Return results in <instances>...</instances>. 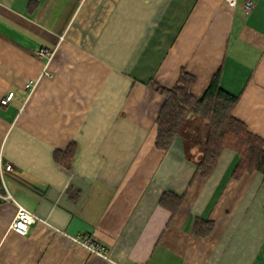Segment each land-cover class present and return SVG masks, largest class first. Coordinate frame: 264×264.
<instances>
[{"label": "crops", "instance_id": "crops-1", "mask_svg": "<svg viewBox=\"0 0 264 264\" xmlns=\"http://www.w3.org/2000/svg\"><path fill=\"white\" fill-rule=\"evenodd\" d=\"M245 1L0 0V191L46 221L19 235L0 198V264H264L263 174L236 177L231 149L197 174L201 118L158 148L165 97L149 84L186 71L201 98L219 74L264 141V0ZM72 142L68 169L54 151ZM89 237L108 257L75 240Z\"/></svg>", "mask_w": 264, "mask_h": 264}, {"label": "trees", "instance_id": "trees-1", "mask_svg": "<svg viewBox=\"0 0 264 264\" xmlns=\"http://www.w3.org/2000/svg\"><path fill=\"white\" fill-rule=\"evenodd\" d=\"M195 82L194 75L182 71L171 86L155 81L149 83L165 97L157 117L156 146L168 149L189 118L197 116L202 119L206 131L202 148L195 158L197 174L208 177L214 171L222 151L231 149L239 155L234 171L236 177L246 172H260L264 176V141L234 115L239 96L222 87L219 74L213 78L201 98L192 93ZM76 149L75 142L70 143L65 150L56 149L55 161L69 169ZM181 200L182 196L167 192L160 202L174 211Z\"/></svg>", "mask_w": 264, "mask_h": 264}, {"label": "built area", "instance_id": "built-area-1", "mask_svg": "<svg viewBox=\"0 0 264 264\" xmlns=\"http://www.w3.org/2000/svg\"><path fill=\"white\" fill-rule=\"evenodd\" d=\"M226 4L229 7H236V5L238 4V0H225ZM244 9L246 13H249L254 6L253 0H246L244 2ZM38 55L42 58H45V65H44V69H43V73L41 76L43 75H47V76H51V72L48 70V65L50 63V61L53 59L55 51L54 50H49L46 48H41L38 51ZM39 82V78L36 80H31L28 84L27 87L30 90H34L37 83ZM14 95V92H10L8 93V95L2 99V103L3 104H7L9 103V101L12 99ZM5 168L7 170H11L12 169V164L7 163ZM2 172V170H1ZM0 198L4 199V200H10L12 202L15 203L16 205V213L14 216V219L11 223L10 228L12 229V231H14L15 233L25 236L27 235L28 231H29V227L32 224H35L37 222H46L44 219H42L39 215H37L35 212L27 209L26 207H24L23 205H21L20 203H18L15 198L9 193H2L0 191ZM77 242L81 243L82 245H84L85 247H87L88 249H90L92 252L100 255V256H104V257H108L106 254V251L103 247L99 246L97 243H95V241L89 237L87 239L84 240H79V239H75ZM136 264H140V263H136Z\"/></svg>", "mask_w": 264, "mask_h": 264}, {"label": "rangeland", "instance_id": "rangeland-1", "mask_svg": "<svg viewBox=\"0 0 264 264\" xmlns=\"http://www.w3.org/2000/svg\"><path fill=\"white\" fill-rule=\"evenodd\" d=\"M194 117H196V119L199 118L197 116H194ZM193 127H194L195 131L198 133V138H199V135L201 133L202 127H204V124H202V120L201 119L200 120H196L195 124H193Z\"/></svg>", "mask_w": 264, "mask_h": 264}]
</instances>
